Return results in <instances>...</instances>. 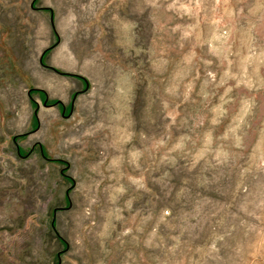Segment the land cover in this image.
<instances>
[{"label":"rangeland","instance_id":"1","mask_svg":"<svg viewBox=\"0 0 264 264\" xmlns=\"http://www.w3.org/2000/svg\"><path fill=\"white\" fill-rule=\"evenodd\" d=\"M0 264H264V0H0Z\"/></svg>","mask_w":264,"mask_h":264}]
</instances>
